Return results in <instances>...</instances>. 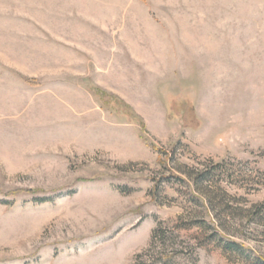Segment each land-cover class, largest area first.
Masks as SVG:
<instances>
[{
    "label": "rangeland",
    "instance_id": "374dc122",
    "mask_svg": "<svg viewBox=\"0 0 264 264\" xmlns=\"http://www.w3.org/2000/svg\"><path fill=\"white\" fill-rule=\"evenodd\" d=\"M0 264H264V0H0Z\"/></svg>",
    "mask_w": 264,
    "mask_h": 264
}]
</instances>
